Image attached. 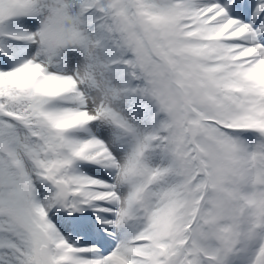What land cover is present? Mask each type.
I'll use <instances>...</instances> for the list:
<instances>
[{
	"label": "snow or ice",
	"instance_id": "snow-or-ice-1",
	"mask_svg": "<svg viewBox=\"0 0 264 264\" xmlns=\"http://www.w3.org/2000/svg\"><path fill=\"white\" fill-rule=\"evenodd\" d=\"M0 264H264V0H0Z\"/></svg>",
	"mask_w": 264,
	"mask_h": 264
}]
</instances>
